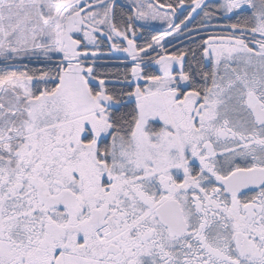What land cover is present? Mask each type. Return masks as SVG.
Returning <instances> with one entry per match:
<instances>
[{
	"label": "snow or ice",
	"instance_id": "1",
	"mask_svg": "<svg viewBox=\"0 0 264 264\" xmlns=\"http://www.w3.org/2000/svg\"><path fill=\"white\" fill-rule=\"evenodd\" d=\"M0 264H264V0H0Z\"/></svg>",
	"mask_w": 264,
	"mask_h": 264
}]
</instances>
